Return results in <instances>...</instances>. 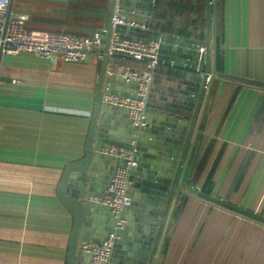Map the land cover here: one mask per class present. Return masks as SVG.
<instances>
[{
  "label": "crops",
  "instance_id": "crops-1",
  "mask_svg": "<svg viewBox=\"0 0 264 264\" xmlns=\"http://www.w3.org/2000/svg\"><path fill=\"white\" fill-rule=\"evenodd\" d=\"M206 3L10 0L8 13L26 16L33 34L92 37L106 31L116 6L150 16L148 30L121 27V36L161 43L145 127L101 103L92 160L70 175L66 194L85 212L74 264H88L79 248L100 244L114 225L90 199L105 195L121 162L97 150L132 142L131 206L109 264H264V0ZM214 41L217 80L195 114L192 97L205 74L196 47L209 42L212 56ZM119 64L142 69L109 58L101 94L134 95V85L105 74ZM101 67L93 56L55 65L28 54L0 57V264H66L74 218L57 188L65 166L86 157Z\"/></svg>",
  "mask_w": 264,
  "mask_h": 264
},
{
  "label": "built area",
  "instance_id": "built-area-1",
  "mask_svg": "<svg viewBox=\"0 0 264 264\" xmlns=\"http://www.w3.org/2000/svg\"><path fill=\"white\" fill-rule=\"evenodd\" d=\"M153 6L156 0H149ZM10 0H0V57L28 54L47 60L50 64L84 63L91 56L103 60L104 37L106 31L95 33L92 37H74L66 34H33L24 27L27 17L9 14ZM150 16L140 17L136 12H125L114 7L111 18V33L108 39L106 56H122L134 63L142 64V69L135 70L124 65L107 69V77H115L126 84L134 85V95L122 97L112 94L106 88L101 94V103L105 106L122 110L128 122L138 131L146 125V104L151 91L153 74L159 64V41H133L119 33L125 27L138 31L148 30ZM198 69L203 62L206 49L196 47ZM206 91L211 82V75L200 74ZM205 76V77H204ZM134 142L129 147L108 146L97 150L99 155L121 162L116 167L108 182L106 193L100 199L90 202L108 209L114 225L100 244L82 245L79 250L88 258V264H109L115 241L122 231V214L131 206L128 190L131 186L130 172L137 166Z\"/></svg>",
  "mask_w": 264,
  "mask_h": 264
},
{
  "label": "water",
  "instance_id": "water-1",
  "mask_svg": "<svg viewBox=\"0 0 264 264\" xmlns=\"http://www.w3.org/2000/svg\"><path fill=\"white\" fill-rule=\"evenodd\" d=\"M206 7L209 9L211 6V0H206ZM208 18V17H207ZM209 19H207V31L209 30ZM111 33V25L108 24L106 28V34L104 37V46H103V52H104V57L102 60V67L98 76V82L95 90V97H94V110L93 114L91 117V125L89 132L87 134V139H86V144H85V152H86V157L84 160H81L79 162H73L65 166L63 169V174L58 186L57 194L59 199L63 202L65 205L66 209L73 215V225L71 228V232L69 235V241H68V248H67V253H66V264H74L75 262V253H76V245H77V233L78 229L83 221L85 212L82 203L71 196H68L66 194V186L69 181L70 175L73 172H83L87 169L89 166L91 160H92V148H91V143H92V137H93V131H94V125L95 121L97 118V114L99 113L101 109V81L103 77V72L105 69V65L107 63L108 57L106 56L107 53V47H108V39ZM215 41L213 42L212 45V56H210V46L209 42L206 44V53H205V75L209 74L210 72V64H212L213 70V78L211 79L210 85L208 87V92L206 96L208 97L210 88L212 83L217 80L216 76L218 73L215 70V60H216V48H215ZM205 77V76H204ZM205 90H204V80H202L200 87L195 91L193 94L192 99L196 101V109H195V114L197 113V109L200 105V102L202 101L204 95H205ZM149 264H154L152 261V258H150Z\"/></svg>",
  "mask_w": 264,
  "mask_h": 264
}]
</instances>
